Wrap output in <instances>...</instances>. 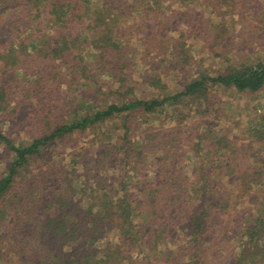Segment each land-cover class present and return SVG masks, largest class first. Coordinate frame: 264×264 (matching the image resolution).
Wrapping results in <instances>:
<instances>
[{"label": "trees", "instance_id": "obj_1", "mask_svg": "<svg viewBox=\"0 0 264 264\" xmlns=\"http://www.w3.org/2000/svg\"><path fill=\"white\" fill-rule=\"evenodd\" d=\"M262 3L0 0V260L264 264V116L241 147L208 118L264 86V58L208 63Z\"/></svg>", "mask_w": 264, "mask_h": 264}, {"label": "rangeland", "instance_id": "obj_2", "mask_svg": "<svg viewBox=\"0 0 264 264\" xmlns=\"http://www.w3.org/2000/svg\"><path fill=\"white\" fill-rule=\"evenodd\" d=\"M238 8L242 9L241 4L238 5ZM258 12L261 17L263 16L261 22L251 12H244L241 13V17L238 18L241 21L227 18L222 27L219 30H216L220 31L226 29V31H229L234 35L235 43L227 44L226 42L224 43V46H215L214 48L222 47V50H225L227 55L223 54L222 57L209 59L208 63H211V67L213 66L216 69L222 67L223 70L224 66L229 64V58H234V62L237 60L252 62L254 59L258 60L264 58V3L258 7ZM209 36L211 35L209 34ZM201 40H203V38H201ZM130 43V47L132 48L133 43ZM132 50L133 49H131V51ZM174 74L175 72H171L165 75L166 81H168V90L174 89V81H177L178 78ZM142 87L148 86L143 82ZM175 88H178L177 84H175ZM211 99L213 100V108L209 113L208 118L209 120H213L214 117H217L216 119L214 118V122L216 124H222L223 131H221L222 133H219V136L227 135L228 138H231L235 133V139L237 138L235 143L237 145L240 144L241 147L243 142L242 139L252 136L253 134V132H250L249 130L250 125L255 124L257 128L262 122L261 117L264 116V87L258 91L251 92L247 90L237 91L232 87L214 86L212 88ZM170 113V109L156 112L150 117V123L159 124L158 121L160 120L161 122L165 121L164 124H167V122L172 121ZM188 114L189 116H192L191 112H188ZM247 131L249 133H247ZM215 133L218 134L216 131H212V128L208 132L210 138L215 136ZM102 136L103 134H97L94 137L100 138ZM94 137L91 132L88 131L78 140L77 144L83 139L87 140ZM253 148L255 152H257V150L260 152L264 151V145L260 144L259 146L258 142L254 143ZM177 153L178 155H181L182 153L179 163L181 162L182 165L187 164L186 166L189 167L193 165L191 162H186V160H192L189 158V153L195 152L184 151L181 149L178 150ZM261 190H263V188ZM262 193L264 194V191H262ZM113 235L115 234H111L110 236ZM0 264H14V261L9 260L8 258H3L0 260Z\"/></svg>", "mask_w": 264, "mask_h": 264}, {"label": "crops", "instance_id": "obj_3", "mask_svg": "<svg viewBox=\"0 0 264 264\" xmlns=\"http://www.w3.org/2000/svg\"><path fill=\"white\" fill-rule=\"evenodd\" d=\"M264 87V86H263Z\"/></svg>", "mask_w": 264, "mask_h": 264}]
</instances>
